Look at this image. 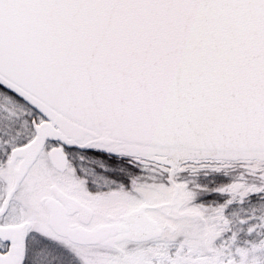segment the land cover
I'll list each match as a JSON object with an SVG mask.
<instances>
[{"label": "snow or ice", "instance_id": "obj_1", "mask_svg": "<svg viewBox=\"0 0 264 264\" xmlns=\"http://www.w3.org/2000/svg\"><path fill=\"white\" fill-rule=\"evenodd\" d=\"M0 264H264V0H0Z\"/></svg>", "mask_w": 264, "mask_h": 264}]
</instances>
